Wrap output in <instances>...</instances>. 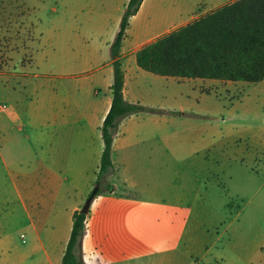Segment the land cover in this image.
Wrapping results in <instances>:
<instances>
[{"label": "crops", "instance_id": "0c3cea01", "mask_svg": "<svg viewBox=\"0 0 264 264\" xmlns=\"http://www.w3.org/2000/svg\"><path fill=\"white\" fill-rule=\"evenodd\" d=\"M85 1L80 4L90 3ZM95 1L107 6L98 14L102 21L113 17L115 36L128 0ZM231 1L142 0L129 17L120 50L123 94L130 102L159 110L130 114L118 123L111 151L114 172L106 177L111 188L92 198L84 221L80 240L84 264H222L219 254H211L219 242L218 224L202 201L211 195L206 183L212 180V166L204 154L212 138L202 136L187 147L175 125L178 117L210 116L193 111L180 92L184 83L208 86L230 81L153 74L136 64L135 52ZM114 36L105 41V49ZM112 81L109 57L80 79V96L71 97L64 109L51 107L43 88L37 96L34 81L25 83L21 97H33L27 101L28 111L9 117L17 124L0 125L4 170L0 182L8 183L0 189L11 188L32 237L28 250L18 255L0 250V264L60 263L72 214L94 186L103 149L100 127L111 104ZM186 150L191 159L182 164Z\"/></svg>", "mask_w": 264, "mask_h": 264}, {"label": "rangeland", "instance_id": "374dc122", "mask_svg": "<svg viewBox=\"0 0 264 264\" xmlns=\"http://www.w3.org/2000/svg\"><path fill=\"white\" fill-rule=\"evenodd\" d=\"M85 2L90 3L0 0V104L6 105L0 125L17 124L9 117L28 111L33 97H21L26 82L34 81L37 96L46 90L51 107L64 109L71 97L80 96V79L109 59L104 46L115 33L113 17L100 20L98 13L107 6ZM180 92L193 111L210 115L178 117L175 128L187 147L202 136L212 138L204 154L212 166L206 183L211 195L202 199L218 224L219 242L211 254H219L222 264H264V79L208 86L186 82ZM190 155L184 151L182 164ZM3 174L0 165L1 179ZM31 237L11 188L0 189V250L18 255L28 250Z\"/></svg>", "mask_w": 264, "mask_h": 264}, {"label": "trees", "instance_id": "16d2710c", "mask_svg": "<svg viewBox=\"0 0 264 264\" xmlns=\"http://www.w3.org/2000/svg\"><path fill=\"white\" fill-rule=\"evenodd\" d=\"M142 0H128L119 29L110 43L113 81L111 104L101 124L103 149L94 181V196L111 188L106 177L114 172L112 141L119 121L134 113L158 111L123 94L124 70L120 50L128 19ZM136 64L144 71L171 77L210 78L258 82L264 79V0H233L192 21L174 28L135 52ZM86 213L75 210L68 241L59 264H84L80 240Z\"/></svg>", "mask_w": 264, "mask_h": 264}, {"label": "water", "instance_id": "95a60500", "mask_svg": "<svg viewBox=\"0 0 264 264\" xmlns=\"http://www.w3.org/2000/svg\"><path fill=\"white\" fill-rule=\"evenodd\" d=\"M95 192H96V187H94V188L92 189V191L89 193V195H88L87 198L85 199V201H84L82 207L80 208V211H81L82 213H87L88 208H89V205H90V202H91L92 198L94 197Z\"/></svg>", "mask_w": 264, "mask_h": 264}, {"label": "built area", "instance_id": "2783aa9c", "mask_svg": "<svg viewBox=\"0 0 264 264\" xmlns=\"http://www.w3.org/2000/svg\"><path fill=\"white\" fill-rule=\"evenodd\" d=\"M5 109H6V105L5 104H0V112L5 110ZM23 236H24L23 234L20 235V237H22V238H23Z\"/></svg>", "mask_w": 264, "mask_h": 264}]
</instances>
